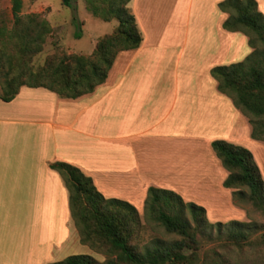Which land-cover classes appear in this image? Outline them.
I'll return each instance as SVG.
<instances>
[{
	"label": "crops",
	"instance_id": "0c3cea01",
	"mask_svg": "<svg viewBox=\"0 0 264 264\" xmlns=\"http://www.w3.org/2000/svg\"><path fill=\"white\" fill-rule=\"evenodd\" d=\"M197 1L174 6L188 31L179 55L170 53L167 43L173 24L160 27L166 20L157 15L152 29L148 0H132L143 42L118 54L104 84L77 99L29 87L10 102L0 99V264L53 263L56 252L79 243L69 191L51 163L78 167L105 198L129 202L138 211L150 187L177 194L176 186L203 190L208 172L225 181L228 172L209 151L212 142L229 140L232 128H247L251 135L252 129L218 91L210 71L237 63L251 48L245 35L223 29L228 15L218 7L222 0H211L210 6ZM7 2L0 0V11L3 6L12 11ZM158 27L162 35L154 39ZM195 76L207 82L193 86ZM196 104L207 117L212 111L221 115L225 137H207L201 132L206 127L202 135L194 130L189 118L197 120Z\"/></svg>",
	"mask_w": 264,
	"mask_h": 264
},
{
	"label": "trees",
	"instance_id": "16d2710c",
	"mask_svg": "<svg viewBox=\"0 0 264 264\" xmlns=\"http://www.w3.org/2000/svg\"><path fill=\"white\" fill-rule=\"evenodd\" d=\"M71 1L63 0V4L72 6ZM131 1L86 0V7L94 17L117 22L114 31L98 40L90 56L54 54L37 67L34 58L43 51L53 29L41 14L22 15V0H11L12 25L4 22L0 26V99L10 102L22 87L44 88L62 99L92 93L106 82L119 53L137 50L142 45L143 36L130 9ZM218 7L228 14L223 29L247 34L253 51L241 62L213 67L211 76L218 83V91L231 97L235 106L250 117L251 137L264 140V14L256 0H224ZM211 146L228 171L223 186L234 190L235 202L250 203L264 214V180L253 153L223 140H216ZM49 167L60 174L69 191L71 216L81 243L93 249H106L115 256L104 264H184L192 258L184 254L186 250L195 253L201 248L198 232L227 231V241L243 247L257 231L256 226L238 221L210 224L204 207L185 203L173 191L150 187L145 202L149 217L179 239L170 243L155 239L143 253L138 252L131 245L139 225V212L133 205L105 198L92 178L74 165L55 162ZM48 264L101 263L90 255L79 254Z\"/></svg>",
	"mask_w": 264,
	"mask_h": 264
},
{
	"label": "rangeland",
	"instance_id": "374dc122",
	"mask_svg": "<svg viewBox=\"0 0 264 264\" xmlns=\"http://www.w3.org/2000/svg\"><path fill=\"white\" fill-rule=\"evenodd\" d=\"M51 5H39L38 0H22V15L28 14H41L46 20L49 21L52 27V33L48 36L46 44L44 45L43 51L34 58L35 66H42L48 57L54 54H78L84 56H90L95 50L96 44L100 38L105 35L111 34L117 26L115 20L111 22H106L100 18L94 17L86 7V0H72V6H66L62 2L63 0H44ZM224 1V0H222ZM258 2V9L264 14V9L262 8V1L256 0ZM196 2H199L196 0ZM178 3V0H148L149 6H151V22L152 29L154 25L157 27V23L154 24L155 17L157 15L164 16L166 21L160 19L161 25L163 22L169 27L172 26L171 39L168 44L172 45V50L170 53L180 54L183 48V39H185V33L188 32L185 25L182 23V13L180 11L173 12ZM188 3V1H187ZM204 3V2H203ZM208 6L211 5V0H208ZM7 5H12L11 0H8ZM180 9L185 7L186 0H180L178 3ZM43 8L41 13H37L38 8ZM33 10L35 12H33ZM173 12V13H172ZM159 13V14H157ZM197 13V12H196ZM226 14V13H225ZM228 15V14H227ZM157 18V17H156ZM12 11L8 7L3 6L2 11H0V26L6 22L9 26L12 25ZM158 27V30L161 28ZM153 33L152 38L159 39L162 35V30ZM158 32V33H157ZM80 34L81 36L77 38L75 35ZM249 37L245 33H240ZM190 36H195L196 33H190ZM254 38V35H253ZM166 41V39H165ZM258 46L262 47L259 42ZM169 51V50H168ZM252 48L251 51L252 52ZM169 53V54H170ZM246 56L237 60L241 62ZM177 59V57H175ZM175 61V60H174ZM173 61V62H174ZM200 67H205L202 62ZM168 65V64H167ZM169 66H171L169 64ZM171 68V67H170ZM167 67V69H170ZM205 72V71H204ZM211 74V73H210ZM202 76H207L206 74ZM212 77V76H211ZM213 78V77H212ZM205 80V81H204ZM162 84H170V82H164ZM168 81V80H166ZM204 81V82H203ZM216 81V80H215ZM205 84L206 78L195 76L192 77L193 86ZM2 92V87L0 84V94ZM234 107L236 108L238 114L250 125L253 130V125L250 122V117L238 109L231 97ZM196 118L197 120L189 118V123L191 126L196 127L194 129L197 133L204 132L207 137H225L226 127L222 122L221 115L216 111H212V116L207 117V114L203 110H199L196 104ZM200 113L202 116H200ZM204 114V115H203ZM254 119L253 117H251ZM206 127V129H202ZM198 129V130H197ZM200 129L201 132H200ZM232 137L226 142L242 146L250 150L255 158V161L260 169L262 178L264 180V140H254L251 137V131L247 128H235ZM202 135V133H201ZM222 140V139H216ZM225 141V140H223ZM211 150V151H210ZM214 158L219 161L212 149H209ZM223 170L224 167L220 163ZM226 171V170H225ZM228 172V171H227ZM207 181L205 183V188L194 189L187 188L184 190L179 189V195L182 197L185 203L193 202L206 209V220L210 224H216L221 222L223 224L229 223L231 221H238L242 223H249L256 226L257 231H255L248 244L243 247H238L229 243L226 239L227 231L223 234L217 232L216 230H209L206 233L198 232V238L201 240V248H198L194 253L192 250H186L184 254L192 257L191 261H186L184 264H264V214L262 211L257 209L250 203H236L233 198V189H226L223 183L219 182V178L215 172H208ZM213 175V177H209ZM139 225L137 226L133 239L131 240V245L135 247L138 252H144L145 247L150 245V243L155 239H161L166 243L173 242L179 239L177 236L167 233L165 228L158 222H155L147 213V209L144 208L139 210ZM188 220L191 222L193 227L195 223L192 217L187 213ZM74 228L78 232L79 243L76 245H68L64 247L58 254L56 252L51 259L54 262L63 261L66 257L71 255H90L95 258L99 263L104 264L109 259L115 258V256L110 255L106 249H93L89 245H84L81 243L79 230ZM211 234V235H210ZM209 236H211L209 238Z\"/></svg>",
	"mask_w": 264,
	"mask_h": 264
}]
</instances>
